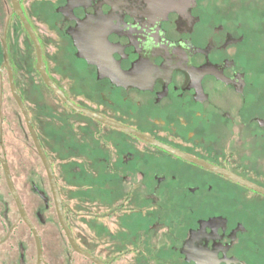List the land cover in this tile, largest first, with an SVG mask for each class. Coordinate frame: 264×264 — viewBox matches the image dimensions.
I'll return each mask as SVG.
<instances>
[{
    "label": "flooded vegetation",
    "instance_id": "flooded-vegetation-1",
    "mask_svg": "<svg viewBox=\"0 0 264 264\" xmlns=\"http://www.w3.org/2000/svg\"><path fill=\"white\" fill-rule=\"evenodd\" d=\"M202 1L60 0L53 12L59 18L54 20V59L63 58L67 76L61 80L57 67L49 69L39 43L46 75L68 102L105 119L101 121L70 108L43 82L32 40L11 0H0V187L17 211L14 220L12 208L5 210L0 202V264H25L16 240L18 226H26L2 161L39 236L41 264H54L45 255L44 238L8 157L10 151L22 152L7 136L32 141L17 98L52 169L65 224L82 251L102 264H264V205L254 202L255 195L264 194L226 175L264 190V116L249 108L253 83L238 57L243 35L205 21ZM19 6L25 16L21 0ZM15 28L32 45L30 68L25 67V41ZM30 71L43 92L28 80ZM25 79L33 93L45 98L37 105L39 127L27 110ZM68 87L86 106L70 98ZM47 119H53L54 130ZM40 136H55L53 159ZM58 172L66 175L67 197ZM39 181L21 186L37 193L44 210L55 212L57 239L65 248L57 246L55 237L49 249L57 255L55 264H76L74 258L96 264L71 247L46 173ZM34 246L36 251L35 240Z\"/></svg>",
    "mask_w": 264,
    "mask_h": 264
},
{
    "label": "rangeland",
    "instance_id": "rangeland-1",
    "mask_svg": "<svg viewBox=\"0 0 264 264\" xmlns=\"http://www.w3.org/2000/svg\"><path fill=\"white\" fill-rule=\"evenodd\" d=\"M22 6L25 10V16L33 28L39 43L42 47L43 61L48 64L51 71L57 67L58 72L61 75V80L66 79L68 67L63 62V58L59 57L54 59V53L58 51V32L55 29L53 12L54 8L60 3V0H21ZM203 12V19L205 21H213L224 26L226 30L233 31L235 34H241L244 37V43L238 49L239 64L243 66L246 70L248 78L252 81V90L250 93L249 108L254 111V113L262 114L264 116V0H203L200 3ZM53 16V17H52ZM17 35L21 41H25V67L30 68L33 66L35 55L29 39L18 30ZM25 36V37H24ZM59 63V66L57 64ZM70 63V61H69ZM74 63V62H73ZM28 80L34 83V86L39 91H44L38 77L35 72L30 71V77ZM67 94L72 98V100L80 106H86L85 100L76 96V91L73 88H67ZM41 93H33L31 88L28 87V83L25 79V103L27 105V110L34 116L36 127H39L40 120L37 116L39 109V104H42ZM38 105V106H37ZM51 105V104H50ZM53 106V103L52 105ZM53 108V107H52ZM78 119H81V115L78 114ZM45 122H49L52 126L51 130H54L53 119H47ZM48 123V124H49ZM52 132V131H51ZM41 133H44L43 130ZM8 140L17 146L20 152L16 150L14 152H9V160L13 170V176L20 187V193L26 202L29 210V214L36 226V228L42 234L45 244H46V257L48 260L54 264L57 260V255L54 256L50 253V248L57 243V246L61 244L64 248V242H58V227L55 218V212L53 209L44 210L43 204L39 202L38 195L33 191H28L26 188L21 186V183L25 182V187L29 186L32 181L40 182L39 179H43L45 176L44 171L41 168V163L36 155L32 141L28 136H7ZM49 144L46 149L50 152V156L53 159V149L52 139L55 136H40ZM25 139V146H21V142ZM31 145L28 147V143ZM21 146V147H20ZM16 148V147H15ZM169 161L180 165L178 159H174L171 156L168 157ZM174 160V161H173ZM59 171V170H58ZM33 172V173H32ZM58 179L63 184V194L67 197L71 192L66 185V175L64 173H57ZM48 188V187H47ZM4 189L0 187V202L3 203V209L12 208V217L15 220L17 218V211L15 205L9 198L5 195ZM47 196L49 195L48 189L42 188ZM254 202L258 205H264V197L260 195H255ZM65 197V198H66ZM84 199V196H82ZM8 202V203H6ZM39 212V215L37 213ZM19 236H17L18 245L21 248L22 253H24L25 264H35L36 262V251L34 246V240L27 230L28 228L24 225L18 226ZM85 227H83L84 229ZM85 231V230H84ZM56 237V243H54V238ZM58 238V239H57ZM59 244V245H58ZM81 247L89 252L86 245L80 243ZM65 249V248H64ZM61 252L59 257L65 259V253ZM93 253V252H92ZM95 254V253H94ZM72 257V255H69ZM102 260L101 256H97ZM55 258V259H54ZM76 264H84L78 262L77 258H74ZM65 262V261H64ZM66 264V263H64Z\"/></svg>",
    "mask_w": 264,
    "mask_h": 264
},
{
    "label": "water",
    "instance_id": "water-1",
    "mask_svg": "<svg viewBox=\"0 0 264 264\" xmlns=\"http://www.w3.org/2000/svg\"><path fill=\"white\" fill-rule=\"evenodd\" d=\"M11 3H12V7H13V12L19 17V19L21 20L24 28L26 29L25 31L27 32V34L29 35L30 39L32 40V43L34 44V47H35V53H36V59H37V62H36V69L37 71L40 73L42 79H43V82H45V84L51 89L53 90L57 95H59L63 101H65L68 105H70L72 109L76 110V111H79V112H82L86 115H90V116H94V117H97L98 120H101V121H105V119L101 118L100 116H97L91 112H89L88 110H85V109H81V108H78L74 105H72L70 102H68L66 100V98L62 95L61 91H59L58 88H56L52 82L49 80V78L47 77L46 75V72H45V67H44V63L42 61V56H41V48H40V45H39V41L33 31V29L31 28L30 24L28 23V21L26 20L25 16L23 15L22 11H21V8L19 6V0H11ZM16 97V96H15ZM17 98V97H16ZM17 101L19 103V106H20V110H22L23 112V115L25 117V121H26V125H27V128L29 130V132L31 133V138H32V141H33V144H34V147L36 149V152L44 166V169H45V173L47 175V179H48V183H49V189L51 191V194H52V198H53V202H54V206H55V210H56V214H57V218H58V221L61 225V228L63 229L66 237H67V240L69 242V244L71 245V247L76 251L78 252L79 254H82L84 255L85 257H87L88 259H90L91 261L95 262L96 264H102L101 262H99L97 259H95L93 256H91L90 254L82 251L75 243V241L73 240L66 224H65V221H64V217H63V212H62V208H61V202H60V197H59V194H58V191H57V187H56V184H55V180H54V176H53V172H52V169L49 165V162H47V158L41 148V145L38 141V138L37 136H34L35 135V132L31 126V123H30V119H29V116L27 115V112L26 110H24V107L22 106V104L20 103V101L18 100L17 98ZM141 137L142 139H145V140H149L147 139L145 136H139ZM158 144V143H156ZM158 146L166 149L167 151L171 152V153H174L176 155H178V157H183L185 159H188L190 161H193L195 163H198V164H201V165H205L206 167L208 168H211V169H214L215 171H218V172H223L221 171L220 169H215L207 164H204L202 162H199L195 159H193V157H188L186 155H183L181 154L180 152H177L175 151L174 149L172 148H169V147H166L164 145H161V144H158ZM2 165H3V168H4V172H5V177H6V180H7V184H8V187H9V190L13 196V199L15 201V204H16V207L18 209V212H19V215L22 219V221L26 224V226L29 228L28 230L31 231L33 237H34V240H35V245H36V251H37V262L36 264H41V262L43 261V258H42V248H41V243L40 242V239H39V236L37 234V231L36 229L34 228L33 224L31 223V221L29 220L24 208H23V205L19 199V196L17 195V192L15 190V188L13 187L12 185V182H11V177H9V172H8V169H7V166L6 164L4 163V161H2ZM226 175H228L229 177H231L232 179L234 180H237L239 182H242L244 184H246L247 186L251 187V188H254L255 190L261 192L264 194V190L262 189H259L255 186H252L246 182H244L243 180L237 178V177H234L233 175H230L228 173H226Z\"/></svg>",
    "mask_w": 264,
    "mask_h": 264
}]
</instances>
